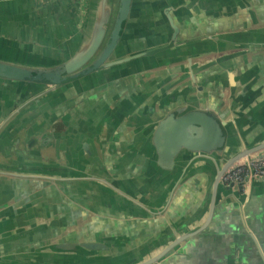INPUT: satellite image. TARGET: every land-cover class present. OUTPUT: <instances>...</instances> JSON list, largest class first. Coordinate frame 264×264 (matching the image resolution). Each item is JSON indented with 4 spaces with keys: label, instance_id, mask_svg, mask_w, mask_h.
Listing matches in <instances>:
<instances>
[{
    "label": "water",
    "instance_id": "1",
    "mask_svg": "<svg viewBox=\"0 0 264 264\" xmlns=\"http://www.w3.org/2000/svg\"><path fill=\"white\" fill-rule=\"evenodd\" d=\"M75 1L81 12V31L76 46L67 56L46 57L36 52L39 50L34 46L0 39V81L48 86L29 101L48 94H64L84 81L95 83L99 78L104 82L112 76L168 65L174 59H187L192 65L193 58L201 54L264 46V29L213 34L226 29L229 19L216 21L221 13L213 12L205 14L209 23L216 25L207 29L209 34L176 41L179 27L175 18L180 21L189 16L188 8L226 7L228 11L223 14L227 17L234 11L237 0ZM257 2L259 11L258 5L264 6V0ZM161 6L188 10L168 15L175 29L172 40L111 60L118 47L132 38L130 32H139L141 25L151 22L153 11ZM235 84L232 83L233 89ZM183 95L176 102L185 103L168 110L149 131L153 170L143 180L147 188L139 192L140 198L131 191L129 194L118 191L126 202L117 205L113 200L108 204L112 207H100L98 213L108 218V222L101 223L96 231H90L89 224L56 241H41L28 247L17 245L12 254L0 256V264H160L209 229L222 213L229 216L237 209L243 213L252 196V185L264 179L252 166L254 161L264 158V101L256 106L257 110L225 107L219 112L212 107L208 94L202 107L188 105L186 94ZM11 119L12 112L1 121L0 128ZM0 166L14 168L11 164ZM238 166L248 168L244 181L225 183V175ZM14 169L17 171L2 173L58 181L60 171L66 168L37 161ZM201 184L202 191L198 188ZM191 188L196 194L189 193ZM180 189L183 201L173 205ZM28 234L26 229L13 233L12 241Z\"/></svg>",
    "mask_w": 264,
    "mask_h": 264
},
{
    "label": "flooded vegetation",
    "instance_id": "2",
    "mask_svg": "<svg viewBox=\"0 0 264 264\" xmlns=\"http://www.w3.org/2000/svg\"><path fill=\"white\" fill-rule=\"evenodd\" d=\"M258 7L259 11L262 9L264 12V6ZM180 10H189L187 14L190 15L180 21L174 17L179 27L176 34V41L179 42L209 34L207 29L216 27L209 23L206 12L221 13L217 15L216 21L233 18L236 22L235 25L229 23L226 29L213 34L264 28V15L257 13V3L254 7L248 0L242 4L241 0H237L234 11L227 17L223 14L228 11L226 7L205 6L187 10L161 6L153 11L152 20L144 29L130 32L132 38L118 47L111 60L169 43L175 29L168 15ZM251 11L256 13L257 22ZM201 27L204 31L200 30ZM263 54L264 46H256L201 54L193 58L192 65L187 59H174L168 65L112 76V79L104 82L99 81V78L95 83L84 81L78 88L65 91L64 94H48L32 101L29 100L48 86L3 81L12 84V101L1 107H7L6 116L12 112V119L6 124L12 121L14 144L20 140L14 156L24 157L29 160L28 163L39 161L43 165L61 164L66 169L60 171L59 183L66 186V182H77L73 187L107 193L109 202L118 199L126 201L118 191L129 194V191L141 192L147 188L143 180L149 175V170H153V151L148 146L149 131L156 127L168 110L185 103L176 100L183 99V94H186L188 105L204 106L207 85L218 80L215 74L225 62ZM209 70L211 73H208ZM163 88L171 92L162 95ZM212 90L216 91L215 88ZM188 91L197 92L200 97L189 95ZM221 105H224V100ZM4 119L0 118V125ZM24 131L28 141L23 137ZM11 154L10 151L5 152L9 157ZM42 180L44 183H57L49 178Z\"/></svg>",
    "mask_w": 264,
    "mask_h": 264
},
{
    "label": "crops",
    "instance_id": "3",
    "mask_svg": "<svg viewBox=\"0 0 264 264\" xmlns=\"http://www.w3.org/2000/svg\"><path fill=\"white\" fill-rule=\"evenodd\" d=\"M250 2L254 7L258 3L257 0ZM76 4L75 0H0V39L34 46L39 50L36 52L46 57L65 56L74 49L80 36L81 12ZM257 13L264 15V12ZM251 14L257 22L256 13L251 11ZM231 20L226 22L235 25V20ZM145 25H141V29ZM219 70L215 74L218 80L207 85L212 107L219 112L225 107L257 110L256 106L264 101V54L229 60ZM232 83H236L234 89ZM170 92L163 88L161 94ZM188 93L200 97L197 92ZM9 100L12 101V84L0 81V118L6 117L7 107L1 106ZM223 100L225 106L221 105ZM13 132L12 121L0 128V164L18 168L29 160L17 153L18 158L14 156L19 141L14 144ZM23 137H26L25 131ZM8 151L12 153L11 157L5 155ZM14 168L0 166V256L12 254L17 245L28 247L41 241H56L89 224L92 225L89 230L96 231L101 223L108 222V218L98 213L102 206L112 207L108 205L107 193L73 187L77 182H66L65 186L58 181L49 184L40 178L2 173L11 169L17 171ZM198 188L202 191L203 185ZM180 191L176 193L173 205L183 201ZM131 192L139 198L142 196L140 191ZM189 193L196 194V191L191 188ZM120 202L126 201L118 199L115 203L121 205ZM25 229L30 236L16 237L12 241L13 233ZM160 264H264V179L252 185V196L243 213L238 209L229 216L222 213L209 229L182 245L178 252Z\"/></svg>",
    "mask_w": 264,
    "mask_h": 264
},
{
    "label": "built area",
    "instance_id": "4",
    "mask_svg": "<svg viewBox=\"0 0 264 264\" xmlns=\"http://www.w3.org/2000/svg\"><path fill=\"white\" fill-rule=\"evenodd\" d=\"M48 1V0H42ZM50 1V0H49ZM255 173L259 176L264 175V158L258 159L252 163ZM248 175V168L246 166H238L230 170L224 177L225 183H239L244 181Z\"/></svg>",
    "mask_w": 264,
    "mask_h": 264
}]
</instances>
